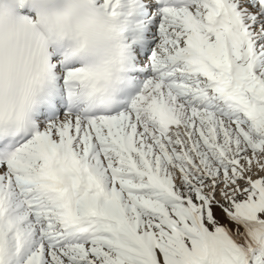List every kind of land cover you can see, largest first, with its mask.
<instances>
[{"label":"snow or ice","instance_id":"6c2138e0","mask_svg":"<svg viewBox=\"0 0 264 264\" xmlns=\"http://www.w3.org/2000/svg\"><path fill=\"white\" fill-rule=\"evenodd\" d=\"M0 264H264V0H0Z\"/></svg>","mask_w":264,"mask_h":264}]
</instances>
